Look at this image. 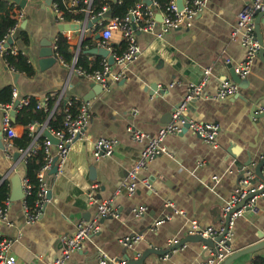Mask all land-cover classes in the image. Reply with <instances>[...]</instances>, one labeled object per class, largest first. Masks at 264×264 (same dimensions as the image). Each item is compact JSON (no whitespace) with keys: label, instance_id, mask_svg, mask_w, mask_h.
Returning <instances> with one entry per match:
<instances>
[{"label":"crops","instance_id":"0c3cea01","mask_svg":"<svg viewBox=\"0 0 264 264\" xmlns=\"http://www.w3.org/2000/svg\"><path fill=\"white\" fill-rule=\"evenodd\" d=\"M251 1L208 0L189 26L182 25L161 38V27L152 33H138L143 54L126 67L113 65L112 73L123 70L124 76L113 81L111 75L109 89L93 94L88 102V137L72 143L61 171L52 174L50 170L46 174L52 198L41 218L28 223L23 201L11 202L7 220L0 223V234L13 242L11 255L17 264H53L61 254L62 239L74 234L78 222L96 218L97 205L89 199L91 191L99 201L111 200L118 217L102 218L99 231L66 264H98L101 252L125 263L135 261L150 249L166 250L186 238L193 224L208 228L225 222L223 211L239 180L247 170H254L264 153V117H251L254 106L257 115L259 107L264 106V61L258 56L254 59L251 73L237 96L211 98L224 81L232 82L229 64L236 68L244 60L245 49L240 39L233 36V29L239 12ZM23 11L15 38L23 31L30 43L15 39V44L19 52L28 56L35 74L28 77L15 72L19 74L16 80L1 62L0 90L16 88L20 101L26 97L40 101L52 92L60 91L61 95L63 90L65 103L75 97L84 100L95 82L73 74L70 64L59 59L43 71L38 54L43 40L55 42L63 34L75 53L74 59L84 55L90 61H104L85 52L100 46L102 38L97 36L111 19L109 12L84 34L60 33L50 0L29 1ZM261 31L264 37V19ZM118 44L116 38L111 40V47ZM207 69H211V75L202 96L189 101L190 107L183 114L192 121L219 125L217 147L207 145L191 131L168 136L163 142L167 154L157 157L140 173L137 190L129 195L128 175L144 147L133 141L129 128L156 136L170 121L169 111L184 104L190 84L199 85ZM2 119L0 110L3 141ZM15 128L18 138L27 129L19 124ZM100 138L116 140L117 144L111 157L97 160L94 149ZM17 174L21 178L26 174L25 165L20 164L11 174V163L0 148V180L10 181L12 190V178ZM259 205V214L246 211L236 221L230 244L234 251L258 242L264 235V198ZM142 207L147 210L137 217L136 212ZM134 236L141 240L132 246L120 242ZM259 253L264 255V250ZM169 254H148L145 264H204L211 250L190 241Z\"/></svg>","mask_w":264,"mask_h":264},{"label":"built area","instance_id":"2783aa9c","mask_svg":"<svg viewBox=\"0 0 264 264\" xmlns=\"http://www.w3.org/2000/svg\"><path fill=\"white\" fill-rule=\"evenodd\" d=\"M14 3L12 0H9ZM34 1V0H28ZM151 4L148 5L144 0H140L139 3L129 11V13L123 17L111 18L105 24L102 32V42L100 47L107 48L111 51L114 59L115 65L120 67H126L141 57L143 54L142 49L138 43L137 37L138 32L142 33H152L155 32L157 27H161V33L159 37H163L166 33L173 29L184 25L189 26L191 20L201 12L206 6L208 0H183L184 9L179 11L177 0H167L168 3L162 7L158 0H150ZM93 0H63V3L69 9H76L81 3H85L88 6L92 4ZM16 5V17L19 19V23L15 28L10 30V33L0 41V63L3 62L7 69L12 73L16 71L13 68H8V63L4 59V54L8 49H11V53L17 54L19 52L17 46L14 44L10 47H5L9 42V39H16L17 30L20 27V22L24 17V9H22L18 4ZM51 7L55 13L56 21L59 24L69 23L65 20L64 12L60 9L55 0H51ZM109 11L108 7H104L103 12L97 17H104V14ZM258 12H264V0H253L246 3L242 10L239 12L237 24L233 29V36L240 39L241 44L245 49L244 60L239 64L235 71L241 79H246L249 77L252 69V64L254 59L261 48L260 43L257 40L255 33V16ZM90 11L88 10V14ZM160 14L162 16V21L159 22L156 16ZM93 17V18H97ZM92 18V19H93ZM116 38L118 43L125 42L126 47L121 54L113 51L111 47V40ZM54 52L55 57L59 59L62 63H65L60 55L57 53L58 46L56 41L54 42ZM77 58L73 60L70 64L73 74H77L89 81L99 83L103 86L104 90L109 89V81L111 75L113 81L120 80L124 73L122 71L114 74L112 73V67L107 60L104 59L103 67L100 70H95L93 72H87L82 68H77ZM228 62H230L228 60ZM211 75V69H207L204 72V78L199 85L190 84L189 92L186 96V101L173 113L172 121L167 125L162 126L156 136H150L147 133L129 128V132L132 135V139L136 143L144 144L141 151L140 157L131 168L128 178L129 184L127 186V192L129 195H133L139 184L140 173L145 170L150 163H152L157 157L167 154V150L163 145L165 139L170 135H178L183 132L186 124H189V131L194 135L198 136L204 143L211 145L214 148L217 147L218 137L220 135V127L215 123L209 122H196L189 120L188 118H183L182 114L186 110L189 101L199 98L202 96L207 79ZM240 85L234 83L233 81H224L218 92L211 97L216 100H223L227 97L239 94ZM65 90L61 92H52L51 95L46 96L44 99L38 102L39 109H47L49 100L58 95V101L56 106L63 101ZM17 89L13 88V101L14 104L2 105L0 104V110L3 112L2 119V129L4 132V155L5 159L11 163V174L16 172L20 164L26 165L28 159L35 155L42 147L45 151L44 165L38 173L39 185H38V201L33 211H31L25 202L27 196L31 195L32 187L29 180L26 178V174L22 177L23 192L25 198L23 200V205L25 208L26 218L28 223L37 222L44 213L46 204L49 202V186L46 182V174L52 169L55 157L58 158L56 165L58 171H61L63 164L68 158L70 146L77 139L87 138V128L91 119L90 104L84 100L75 97L66 102L65 108V118H64V128L60 131L51 130L47 124L40 127L36 123L31 124L27 127L23 138L25 135L32 137L33 141L30 147L27 149H18L14 145V139L18 138V134L14 125L12 118V111L14 110L15 102L18 100ZM30 102V97L22 99L17 108L20 109L27 106ZM75 102L80 103L77 113H74L72 107ZM188 103V104H187ZM55 106V107H56ZM55 107L52 113L55 111ZM16 110V113H17ZM258 113L264 112V106L259 107ZM45 131H49L58 141L57 145L45 135ZM45 136L43 144L39 142V138ZM117 141L113 139L100 138L95 144L94 157L97 160L102 158L111 157L114 154ZM55 148V152L53 149ZM20 154L19 158L15 159V153ZM255 167V166H254ZM253 167V168H254ZM255 169V168H254ZM264 174V167H263ZM217 180V178H215ZM6 179L0 181L3 182ZM264 188V181L258 179L255 170H247L246 174L239 180L235 191L232 193L229 201L227 202L223 215L225 217L235 208H237L242 202H244L250 195H254ZM264 198V193L260 195H255L245 202V204L233 212L230 216L228 226L226 222L218 227H208L202 228L197 224L192 225L191 234L201 235L205 238H214L222 236L221 240L217 243L216 252L211 251L210 256L204 261V264H220L229 255L233 254L234 251L231 247V241L234 237V228L236 226V221L246 212H252L253 214L260 213V199ZM89 199L91 204L97 205V216L92 221H80L76 225V229L73 235H69L62 239L61 241V254L55 260L53 264H66L73 256L75 252L80 250L83 244L90 239L91 235L97 233L100 229V220L106 217H118L117 213L112 208V201H99L96 197L94 191L89 193ZM11 201L5 202V206L0 205V223L7 220L9 208ZM146 208H139L136 212V216H142L146 212ZM225 221V220H224ZM0 264H17L16 258L11 255V249L13 247V242L6 238H3L0 234ZM141 240L140 236H134L131 238H125L120 242L129 247ZM141 255H138V259ZM98 264H126L121 260H116L111 258L105 252H101L98 257ZM253 264V263H249Z\"/></svg>","mask_w":264,"mask_h":264},{"label":"trees","instance_id":"16d2710c","mask_svg":"<svg viewBox=\"0 0 264 264\" xmlns=\"http://www.w3.org/2000/svg\"><path fill=\"white\" fill-rule=\"evenodd\" d=\"M140 0H93L92 4L88 6L85 3H81L76 9H69L63 0H55L60 9L64 12L65 20L69 23L73 22H84L87 19L88 10L89 18L97 17L103 12L104 7L109 8L110 18H123L125 17L131 9H133ZM162 7H164L168 1L158 0ZM16 5L11 3L9 0H0V41L3 40L9 33L10 30L16 27L19 23V19L16 17ZM23 20V19H22ZM22 22V21H21ZM20 22V25H21ZM106 24V23H104ZM20 28V27H19ZM21 39L26 45L30 43L29 36L26 32H21L16 38ZM56 44L58 46L57 53L60 55L65 63L71 64L75 58V53L71 48L67 38L60 34L56 39ZM16 46V44H14ZM126 47V43L122 42L113 47V51L121 54ZM4 59L8 63V68H13L16 72L25 74L31 77L35 74V69L28 56L24 55L22 52L17 54L11 53V49H8L4 54ZM103 61V60H102ZM100 60H88L86 56L80 55L77 60V68H82L87 72H93L95 70H100L103 67V62ZM51 95V93L49 94ZM58 95L53 96L49 102L47 109H39V100L31 97L30 102L27 106H24L17 110L14 125H23L26 128L36 123L38 126L42 127L45 124L53 131H60L64 128V118H65V108L66 103L64 101L60 102L57 106ZM0 104L10 105L14 104L13 101V87H4L0 90ZM56 106V107H55ZM80 103L75 102L72 109L74 113L78 112ZM55 107L53 114L52 110ZM45 136L39 138V142L43 144ZM32 137L25 135L23 138L14 139V145L18 149H27L32 144ZM45 151L42 147L35 155L30 157L25 165L26 178L29 180L32 193L25 199L31 211L34 210L36 202L38 201V173L44 165ZM254 167V166H253ZM255 168V167H254ZM1 179V178H0ZM1 181V180H0ZM11 195V183L6 180L0 183V205L5 206V202L10 200ZM2 239H0L1 243ZM251 263L253 264H264V255L256 253Z\"/></svg>","mask_w":264,"mask_h":264},{"label":"water","instance_id":"95a60500","mask_svg":"<svg viewBox=\"0 0 264 264\" xmlns=\"http://www.w3.org/2000/svg\"><path fill=\"white\" fill-rule=\"evenodd\" d=\"M12 1L14 3L18 4L22 9H25L26 6L28 5V0H12ZM144 1L148 5L151 4L150 0H144ZM50 4H51V0H50ZM177 5L179 8V11H182L184 9L183 0H177ZM101 19H102L101 17H97V18H93V19L89 20V14H88L86 22H84L82 24H80V23H78V24H76V23L60 24L59 25V31H60V33L68 32V31L83 32L84 33V32H86L87 29L92 30L94 28V26L101 21ZM156 19L159 22H161L162 16L160 14H158L156 16ZM262 19H264V12H258L255 16L254 24H255L256 37H257V40L261 46L257 56L264 61V37H263L262 31H261ZM138 33H140V32H138ZM87 36H88V34H87ZM100 38H102L101 34L97 36V39H100ZM13 44H15V39L11 38V39H9V42L5 45V47L8 48V47L12 46ZM53 45H54V39H51V40L46 39V40H43V42H42V48H41L38 56H39V66H40V69L43 71L46 69H49V68L53 67L55 64H57L58 59L55 57ZM85 53H87L89 55H95V56L101 57V58L107 60V62L111 66L115 65V59H114L111 51L107 48L99 46L96 48L89 49ZM229 67H230V73L232 75V81L234 83L240 85V87H241L242 83L246 79L243 80L239 77V75L236 73L233 65L229 64ZM13 76L16 78V80L19 78L18 73H13ZM156 86L157 85H154V86H152V88L155 89ZM103 91H104V88L101 84H99V83L92 84V92H90L88 95H86V97H84V101L90 102L92 100V98L94 97L93 94H100ZM234 96H237V94L233 95L232 97H234ZM195 100L196 99H193L191 102H193ZM19 103H20V100H17L15 102L14 110L12 111L13 121H15L16 110L19 106ZM182 104L183 103L175 106L173 109H171V111H169L168 117H169L170 121L168 123H170L172 121L173 113L177 109H179ZM189 104L187 105V109H189V107H190ZM182 117L187 118L184 114H182ZM251 117L252 118H258V117L262 118V117H264V112L257 115L256 114V106H254L252 109V112H251ZM188 131H189V124H186V126L184 127L183 132L181 134H186ZM45 135L53 142L54 145H57L59 143V141L49 131H45ZM2 139H3V133L1 132V134H0V148L4 149V144H3ZM19 156H20V154L18 152L15 153V159L19 158ZM57 161H58V158L55 157L54 164H53V167L51 169L52 174L58 173V167L56 165ZM248 161L250 163L252 162L251 156H249ZM263 167H264V153H263L262 159L259 161V163H257V165L255 166V169H254L257 178L264 181V174L262 172ZM262 193H264V188L262 190H260L259 192H257L256 194L250 195L237 208L232 210L225 217L226 226H228L230 216L233 212L238 210V208L242 207L245 204V202L247 200H249L250 198H252L253 196L260 195ZM24 198H25V194L23 192L22 178L19 174H17L12 178V190H11V195H10V201L12 203H14V202H18V201H23ZM51 198H52V192L50 191L49 195H48V199L50 200ZM221 238H222V236H219V237L217 236L214 238H205L201 235L189 234L186 238L182 239L181 241H178L177 243L170 246L166 250L150 249V250L146 251L143 255H141V257L138 260H135V261H129L128 260L126 262V264H145V260L148 256V254L154 253V254L162 255V256L170 255L169 253L172 250L179 249V248L183 247L187 242H190V241L202 243L207 249L216 252L217 243L221 240ZM260 238H261V240H259L258 242L229 255L220 264H248V262H250L252 260L253 256L256 253L264 250V235H262ZM245 258H246V260H244Z\"/></svg>","mask_w":264,"mask_h":264}]
</instances>
